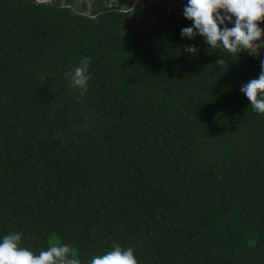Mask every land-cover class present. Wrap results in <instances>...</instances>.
<instances>
[{
	"label": "trees",
	"instance_id": "16d2710c",
	"mask_svg": "<svg viewBox=\"0 0 264 264\" xmlns=\"http://www.w3.org/2000/svg\"><path fill=\"white\" fill-rule=\"evenodd\" d=\"M72 3L0 0V240L264 264V115L240 91L264 55L182 37L169 0ZM84 57L86 92L69 86Z\"/></svg>",
	"mask_w": 264,
	"mask_h": 264
},
{
	"label": "clouds",
	"instance_id": "9594fccd",
	"mask_svg": "<svg viewBox=\"0 0 264 264\" xmlns=\"http://www.w3.org/2000/svg\"><path fill=\"white\" fill-rule=\"evenodd\" d=\"M183 15L192 22V27L181 29L182 37L204 38L211 49L223 50L235 59L242 52L259 55L264 49V0H187ZM231 23L233 26L228 27ZM184 50L196 54L195 45H185ZM90 57H84L72 69L69 86L86 92L94 77L89 71ZM225 63L224 59L216 62ZM258 78L242 85L240 91L251 102V108L264 115V60L260 64ZM22 234L13 232L0 240V264H81L68 245L49 246L39 254L21 246ZM90 264H139L131 247L114 246L103 255L92 257Z\"/></svg>",
	"mask_w": 264,
	"mask_h": 264
},
{
	"label": "rangeland",
	"instance_id": "374dc122",
	"mask_svg": "<svg viewBox=\"0 0 264 264\" xmlns=\"http://www.w3.org/2000/svg\"><path fill=\"white\" fill-rule=\"evenodd\" d=\"M82 1H84V0H73L72 6H73L74 8H78L79 5H80V3H81ZM86 1H88V0H86ZM186 4H187V0H169V6H170L171 8H173V7L185 6ZM259 55H264V49H261V50H260ZM259 55H253V56H259ZM52 245L55 246L56 243H55V242H52Z\"/></svg>",
	"mask_w": 264,
	"mask_h": 264
}]
</instances>
